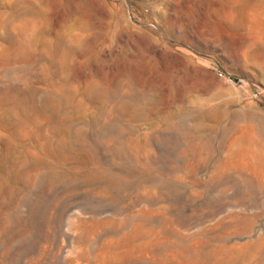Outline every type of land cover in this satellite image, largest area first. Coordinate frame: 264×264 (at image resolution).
Instances as JSON below:
<instances>
[{
    "label": "rangeland",
    "instance_id": "rangeland-1",
    "mask_svg": "<svg viewBox=\"0 0 264 264\" xmlns=\"http://www.w3.org/2000/svg\"><path fill=\"white\" fill-rule=\"evenodd\" d=\"M0 264H264V0H0Z\"/></svg>",
    "mask_w": 264,
    "mask_h": 264
},
{
    "label": "bare ground",
    "instance_id": "bare-ground-1",
    "mask_svg": "<svg viewBox=\"0 0 264 264\" xmlns=\"http://www.w3.org/2000/svg\"><path fill=\"white\" fill-rule=\"evenodd\" d=\"M252 141V140H251ZM211 150V149H210ZM207 151L209 152V149H207ZM212 151V150H211ZM248 153V152H247ZM207 154V153H206ZM248 155H250V153H248ZM252 155H254V153L252 154ZM256 155H257V153H256ZM251 156V155H250ZM260 156V155H259ZM211 156H210V154H208L207 155V158H206V160H208L209 158H210ZM246 157V156H245ZM254 157H255V155H254ZM251 158V157H250ZM250 158L248 159L249 161H250ZM253 158V157H252ZM251 158V159H252ZM261 158V157H260ZM247 160V159H246ZM248 160H247V162H248ZM253 161V160H252ZM251 162V161H250ZM255 162V161H254ZM252 163V162H251ZM225 180V179H224ZM244 180V179H243ZM231 181L234 183V181H233V179L231 178V177H228V178H226V180L223 182V183H221L220 185H219V190H220V193L222 194L223 193V189L225 188V187H227V186H230L231 184ZM246 182V181H245ZM234 185V184H233ZM260 186V185H259ZM241 221H243V219L241 220ZM242 232V231H241ZM248 232H249V230H248ZM246 234V233H245ZM253 247H254V244L253 243H246V244H244V245H241V246H235V247H233L232 248V254H233V257L236 259V260H238V261H240V260H243V259H245V258H247V257H249V255L251 254V251H252V249H253Z\"/></svg>",
    "mask_w": 264,
    "mask_h": 264
}]
</instances>
